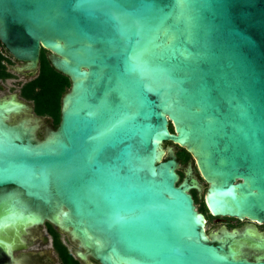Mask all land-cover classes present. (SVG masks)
I'll use <instances>...</instances> for the list:
<instances>
[{
  "label": "water",
  "instance_id": "obj_1",
  "mask_svg": "<svg viewBox=\"0 0 264 264\" xmlns=\"http://www.w3.org/2000/svg\"><path fill=\"white\" fill-rule=\"evenodd\" d=\"M0 42L72 83L43 140L0 98L1 244L49 222L100 264H264L210 241L162 161L186 149L213 216L264 222V0H0Z\"/></svg>",
  "mask_w": 264,
  "mask_h": 264
},
{
  "label": "flooded vegetation",
  "instance_id": "obj_2",
  "mask_svg": "<svg viewBox=\"0 0 264 264\" xmlns=\"http://www.w3.org/2000/svg\"><path fill=\"white\" fill-rule=\"evenodd\" d=\"M6 56L11 60V63L6 64L8 67V71L11 73L10 67H13L14 63H16L17 60L11 54L10 55L6 54ZM48 58L50 59L49 52H48ZM21 63L23 64L24 68L27 71H30V75L34 74L35 70L34 69L33 70L28 69L27 63H23V62H21ZM39 71H40V62H39V68H38L37 75L33 79H31L30 81L22 82L19 84L20 96H21V88L25 84L35 80L38 77ZM13 78H14V76L11 79H13ZM0 81L3 82L5 80L0 79ZM26 101L32 103L33 112L36 116H38L35 112V105H34L33 101H29V100H26ZM61 109H62V104H61ZM16 113H19V112H14L12 115H14ZM39 117H44V116H39ZM45 117H47V116H45ZM47 118H50V117H47ZM52 125H53V121H52ZM25 127L27 129H29V131H28L29 135H27V138L29 136H30V138H32L33 135L36 137V132L33 133L32 131H30V129H31L30 124L25 125ZM11 189H13V188H8L7 190H11ZM3 193H4V189H0V195ZM191 194L194 198L193 191L191 192ZM205 204H206V201H205ZM201 210H202L201 213L205 216L206 224H207L208 219H213L214 221H223V222H225L224 227H226L227 229L228 228L230 229V231H227V232L221 231L218 234V236H216V237L215 236H209L206 233L212 243H214L215 245L224 246V247H226L227 250L229 248H231L233 250V252L236 253L237 258L247 259V260L252 261V262H264V222H258V221H253V220H249V219L240 220L237 218L221 217V216L215 217L212 215V213L208 209L207 204H206V206L203 205V208ZM48 223L49 222H46L43 225L45 226L47 234L52 239V248L54 250L53 238L49 232L48 225H47ZM241 225H242V227L239 228V226H241ZM36 227H38V226H36ZM32 228H35V227H32ZM30 230H31V228L29 229L28 233H25V234L30 235ZM16 240H17L16 243L10 242L12 244V247L10 249L8 247H6L5 245L0 243V264H62L60 256L58 255V253L55 250L53 251V253H50V250L47 251V253L43 252L41 250L34 251V250H31V248H30V247H32V244L30 241H27L24 239H23V241H21V240H18L17 237H16ZM48 243H49V241L47 242V245H48ZM85 253L86 252H84L83 254H85ZM73 258L75 260H77L80 264H82V262H85L88 259L91 260V264H100L98 261H96L90 255H88L86 258H83L80 255L77 256V258H75L73 256Z\"/></svg>",
  "mask_w": 264,
  "mask_h": 264
},
{
  "label": "trees",
  "instance_id": "obj_3",
  "mask_svg": "<svg viewBox=\"0 0 264 264\" xmlns=\"http://www.w3.org/2000/svg\"><path fill=\"white\" fill-rule=\"evenodd\" d=\"M6 54L10 55L6 47L0 42V79L5 81L13 77L6 65L11 63ZM71 84L69 77L58 72L52 66L48 58V51L42 49L38 77L21 88V96L26 100L33 101L36 114L50 117L53 121V126L57 128L61 121L62 97L69 92ZM170 130L173 132L172 126H170ZM177 158L182 164L192 161V155L183 148H179ZM193 193L195 204H198L196 191L194 190ZM47 225L53 238L54 250L60 256L62 264H80L63 244L60 233L50 223Z\"/></svg>",
  "mask_w": 264,
  "mask_h": 264
},
{
  "label": "rangeland",
  "instance_id": "obj_4",
  "mask_svg": "<svg viewBox=\"0 0 264 264\" xmlns=\"http://www.w3.org/2000/svg\"><path fill=\"white\" fill-rule=\"evenodd\" d=\"M50 54V52H49ZM10 71L13 74L14 78L9 79L6 81L1 82L0 81V98H6L9 96L17 95L25 104L27 107L28 111L30 112L32 118L35 121V125L37 127V133H38V138L44 139L47 135L48 132L51 130H56V128L52 125V120L47 117H39L36 116L33 112L32 108V103L26 101L20 96V89H19V84L22 82H27L33 79L37 73L38 70H35L33 75H30V71H27L23 64L19 61H16L14 63L13 67H10ZM164 148V155L162 158V161L167 160L170 156L169 153H172L177 156V152L179 150V147L174 146L172 143H163L162 144ZM180 163V162H179ZM178 174L180 175V183L184 182L187 179H194L196 180L197 184L195 185V189H192V191H196V194L198 196V204H196V209L201 213V209L203 208V205L206 206L205 204V194L207 192V189L209 188V184L206 183L203 178L201 177L199 170L196 166V163L192 157V161H190L187 164H182L180 163V166L177 170ZM207 217V216H206ZM220 224L224 225L225 222L223 221H214L213 219H208L207 224H206V229L205 230H212V229H221ZM246 224V223H245ZM244 225V224H243ZM58 233L61 234V239L63 244L68 248L70 253L77 258L79 256L70 241L69 237L63 233L60 229H58L55 225H52ZM242 227L239 226V228ZM228 231L230 229L228 228ZM49 241L48 245L47 242ZM30 242L32 244L31 250L34 251H43L46 252L50 250V253H53V248H52V239L51 237L47 234L45 226L41 225L35 228H31L30 230ZM18 255V254H17ZM53 255V254H52ZM51 255V256H52ZM82 264H91V260L88 259L85 262H82Z\"/></svg>",
  "mask_w": 264,
  "mask_h": 264
},
{
  "label": "bare ground",
  "instance_id": "obj_5",
  "mask_svg": "<svg viewBox=\"0 0 264 264\" xmlns=\"http://www.w3.org/2000/svg\"><path fill=\"white\" fill-rule=\"evenodd\" d=\"M204 224H205V229H206V220H204ZM205 229H204V230H205Z\"/></svg>",
  "mask_w": 264,
  "mask_h": 264
}]
</instances>
